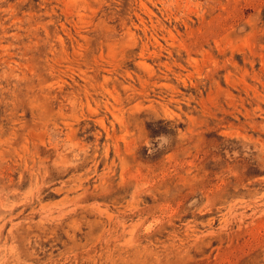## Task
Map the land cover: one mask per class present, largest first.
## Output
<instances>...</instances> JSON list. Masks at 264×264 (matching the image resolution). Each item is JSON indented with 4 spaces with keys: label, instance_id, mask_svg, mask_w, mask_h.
Here are the masks:
<instances>
[{
    "label": "rangeland",
    "instance_id": "rangeland-1",
    "mask_svg": "<svg viewBox=\"0 0 264 264\" xmlns=\"http://www.w3.org/2000/svg\"><path fill=\"white\" fill-rule=\"evenodd\" d=\"M0 264H264V0H0Z\"/></svg>",
    "mask_w": 264,
    "mask_h": 264
}]
</instances>
